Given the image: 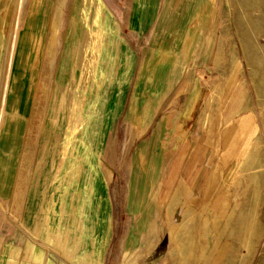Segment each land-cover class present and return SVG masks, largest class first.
<instances>
[{
  "label": "rangeland",
  "instance_id": "obj_1",
  "mask_svg": "<svg viewBox=\"0 0 264 264\" xmlns=\"http://www.w3.org/2000/svg\"><path fill=\"white\" fill-rule=\"evenodd\" d=\"M135 1L148 8L151 43L126 30ZM4 7L0 144L4 127L19 130L0 166V264H264V0H0ZM195 16L196 30L210 22L216 41L195 71L207 95L200 103L223 121L249 115L248 153L232 181L218 188L219 168L211 174L209 207L202 198L171 219L167 206L160 217L146 208L127 218L134 145L184 63ZM187 107L179 98L180 112Z\"/></svg>",
  "mask_w": 264,
  "mask_h": 264
},
{
  "label": "crops",
  "instance_id": "obj_2",
  "mask_svg": "<svg viewBox=\"0 0 264 264\" xmlns=\"http://www.w3.org/2000/svg\"><path fill=\"white\" fill-rule=\"evenodd\" d=\"M132 4L129 12H126L125 27L130 36L140 38L145 35L149 28L147 21H145L148 18L143 16L148 8H141V4L136 1ZM5 14V7L0 8V64L5 44L4 27L2 26ZM194 21L191 22V29L185 37L187 53L183 52L182 58H180L184 60V63L179 71H174L171 74V76H175H172L175 78V86L169 85L172 78L165 82L158 100L153 105L154 112L143 126L140 135L137 137L139 140L134 145L132 152L134 160L130 162L128 196L126 197L125 213L128 214L127 218L130 215L136 219L141 218L146 208H150L151 211L154 210L155 215L160 217L163 206H167V216L165 211L163 214L165 218L171 219L174 210L180 211L183 208L186 209L190 204L201 203L199 200L202 198L203 203L209 207L212 198L217 194V191H214L207 200L204 199V197L209 196L206 191V184L211 174L217 167L219 168L218 188L232 181L248 153V147L253 136V121L249 115L239 112L223 121L222 116L209 114L202 107L207 95L205 90L198 87L194 79L195 71L198 70V66L208 62V50L216 44V41L211 40L210 36H206L210 29V22L199 25L197 31L198 20L196 16ZM180 26L179 28H181ZM153 29L154 25L145 35L144 44L152 42ZM145 38H149V40L145 42ZM94 39V43L102 51V36H97ZM176 39L175 37L170 41L176 42ZM42 45L41 42L39 44V59ZM44 53H46L45 49L43 55ZM126 56L125 54L123 57L124 61L127 59ZM212 58L214 57L211 55V61ZM93 60L90 55L89 65L92 68H94ZM152 90L156 91L155 85ZM202 96L205 99L200 103ZM181 97L188 104L185 113L180 112L178 108V100ZM2 133L3 138L4 135L5 138L4 142L0 144V166L5 163V156L11 157L9 142L11 129L4 127ZM20 154L21 152H19V157ZM166 163L167 167L165 168ZM176 170H179L180 173L176 179L177 189L172 194L165 188V183L169 182L167 181L168 178ZM111 174L113 176L112 172ZM167 194L168 202L165 203L163 198L166 199ZM11 236L15 238L18 236L16 230H13ZM28 238L31 240L33 236L30 234Z\"/></svg>",
  "mask_w": 264,
  "mask_h": 264
},
{
  "label": "bare ground",
  "instance_id": "obj_3",
  "mask_svg": "<svg viewBox=\"0 0 264 264\" xmlns=\"http://www.w3.org/2000/svg\"><path fill=\"white\" fill-rule=\"evenodd\" d=\"M11 59V58H10ZM3 105V104H2ZM0 117H1V115H0ZM1 120V119H0ZM19 122H15V123H12L10 126H9V128L11 129V134L12 135H16L17 134V131L19 130V124H18ZM9 142L11 141V135H10V137H9ZM12 146V145H11Z\"/></svg>",
  "mask_w": 264,
  "mask_h": 264
}]
</instances>
